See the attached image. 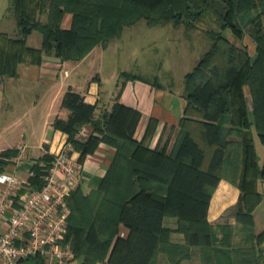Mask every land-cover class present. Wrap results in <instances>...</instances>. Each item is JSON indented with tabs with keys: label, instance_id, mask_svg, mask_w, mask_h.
I'll return each mask as SVG.
<instances>
[{
	"label": "trees",
	"instance_id": "trees-1",
	"mask_svg": "<svg viewBox=\"0 0 264 264\" xmlns=\"http://www.w3.org/2000/svg\"><path fill=\"white\" fill-rule=\"evenodd\" d=\"M120 2L118 8L113 0H48L43 7L35 5L39 14L46 12L41 22L31 16L30 1L11 0L17 38L0 34V75H14L15 65L22 59L24 38L32 30L41 32L46 54L78 61L94 46L117 37L123 26L141 18L188 27L209 12L218 27L207 33L209 48L184 76L186 104L179 120V137L169 156L149 150L145 141H133L130 132L137 118L135 110L115 103L110 111L96 116L94 104L85 102L83 95L71 87L66 88L52 128L67 134V142L79 151L78 161L100 141L113 146L116 157L92 195L81 194L77 184L67 197L69 214L63 244L71 247L74 258L81 256L83 264L105 260L112 264H154L160 244L167 241L170 233L163 226V218L173 216L178 222L176 230L183 233L187 246L199 245L203 264H213L206 257L213 250L215 234L206 214L228 143L221 137L219 122L229 113L237 124L230 133L242 138L243 148L240 196L234 215L254 243L231 248L232 262L260 264L256 242L264 233L254 235L251 210L260 199L254 178H264V164L257 165L251 133L244 127L253 125L264 142V0ZM66 12L72 14L69 29L60 24ZM225 29L237 39L248 34L255 44V56L249 55L246 46L238 47L229 41L223 35ZM12 45L15 51L7 52L5 46ZM121 75L136 77L126 72ZM244 86L252 100L251 121L243 98ZM83 124L90 125L91 134L80 141L77 133ZM207 147L210 153L205 164ZM52 157L45 154L31 166L27 182L34 189L42 186ZM6 163L0 159V171ZM120 225L129 230L126 239L119 236ZM30 261L44 264L37 257Z\"/></svg>",
	"mask_w": 264,
	"mask_h": 264
},
{
	"label": "crops",
	"instance_id": "crops-1",
	"mask_svg": "<svg viewBox=\"0 0 264 264\" xmlns=\"http://www.w3.org/2000/svg\"><path fill=\"white\" fill-rule=\"evenodd\" d=\"M31 16L44 22L46 12L39 14L36 10L31 12ZM141 21L145 22L144 27L147 29L156 28L179 34L183 31L181 26H176L172 21L148 22L141 18L133 24L123 26L117 37L94 46L78 61L62 60L54 54H46L42 49L40 31L32 30L26 35L21 48L22 59L15 65V74L0 75V159L6 161L9 157L24 155L22 165L15 170L17 176L28 181L31 166L45 154L52 156L67 142V134L53 129L52 121L58 111L62 95L68 87L81 93L85 102L95 105L96 116L110 111L115 103L135 110L137 118L130 132L133 141L136 143L145 141L149 150L166 156L173 153L181 128L179 120L183 116L186 104L183 95L184 75L199 58L183 73V87L180 93H175L172 79L167 85H163L157 80H149L125 70L119 72L114 86L112 84L104 90L102 78L97 74V55L106 50L111 42L118 40L124 30L134 28ZM71 23L72 14L64 13L60 22L61 27L69 29ZM17 33L16 21L14 36L0 31V34L10 39L17 38ZM223 35L238 47L246 46L249 55L252 58L255 56V44L248 34L237 39L226 29ZM5 48L7 52H14L16 49L15 45ZM123 72L136 77L127 78L121 75ZM113 75L115 76V73ZM243 98L247 116L251 121L252 100L246 86L243 87ZM219 124L221 137L228 143L221 175L211 191L207 208V222L215 238L213 250L207 253L206 258L213 261V264H233L231 248L250 247L254 243L244 225L238 222L234 215L240 196L238 183L242 171V138L230 133L237 125L232 121L231 114H225ZM244 130L251 133L255 160L261 167L264 164V142L259 140L253 125L245 126ZM90 134V125L83 124L78 129L77 137L80 141H85ZM207 148L205 164L210 153L209 147ZM4 151L11 153L4 156L1 154ZM72 155L78 159L79 151L74 150ZM115 157L116 149L102 141L97 143L92 152L82 157L79 161L81 174L78 182L81 194L90 196L98 189ZM254 179L255 190L260 194V199L253 206L251 213L253 232L254 235H258L264 233V178ZM33 189V185L27 182L20 192L26 195ZM177 223L176 217L164 216L163 226L169 228L170 233L167 241L160 244L154 264H203L201 247L187 246L183 233L176 230ZM128 232V228L120 225L121 239H126ZM256 248L259 251V262L264 264V237L256 242ZM82 262L83 258L76 256L67 264H83ZM96 264L112 263L105 260Z\"/></svg>",
	"mask_w": 264,
	"mask_h": 264
},
{
	"label": "built area",
	"instance_id": "built-area-1",
	"mask_svg": "<svg viewBox=\"0 0 264 264\" xmlns=\"http://www.w3.org/2000/svg\"><path fill=\"white\" fill-rule=\"evenodd\" d=\"M66 142L52 154L43 184L24 195L20 190L27 181L15 170L24 161L20 154L6 159L0 171V264H67L74 258L64 245L69 208L67 197L80 180L81 164ZM32 175L31 170H29Z\"/></svg>",
	"mask_w": 264,
	"mask_h": 264
},
{
	"label": "rangeland",
	"instance_id": "rangeland-1",
	"mask_svg": "<svg viewBox=\"0 0 264 264\" xmlns=\"http://www.w3.org/2000/svg\"><path fill=\"white\" fill-rule=\"evenodd\" d=\"M28 1L32 12L36 11L35 5L43 7L48 3V0H40L39 4L37 0ZM120 1L113 0V3L119 8ZM192 23L193 26L188 27L177 23L176 26L183 28L181 34L156 28L147 29L144 21L130 30H124L118 40L111 42L106 50L97 55V74L102 78L104 90L112 84L114 86L119 72L125 70L149 80H157L163 85L172 79L175 93H180L183 73L209 48L210 38L207 33L218 29L209 12ZM0 31L10 36L15 34L11 0H0Z\"/></svg>",
	"mask_w": 264,
	"mask_h": 264
}]
</instances>
